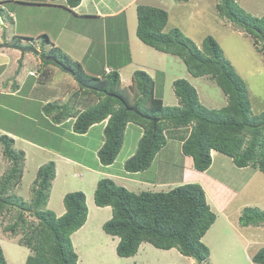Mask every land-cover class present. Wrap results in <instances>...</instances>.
<instances>
[{
  "label": "trees",
  "instance_id": "1",
  "mask_svg": "<svg viewBox=\"0 0 264 264\" xmlns=\"http://www.w3.org/2000/svg\"><path fill=\"white\" fill-rule=\"evenodd\" d=\"M64 1V8L71 11L81 0ZM215 9L250 35L255 47L264 55V14L260 17L250 14L237 0H217ZM168 19V11L163 7L137 4V38L157 51L180 58L192 76L211 77L226 97L224 106L218 109L204 106L196 88L184 78L172 82L178 103L166 105L156 96L155 81L145 70L133 71L131 83L122 86L118 70L103 72L100 77L88 74L80 62L52 46L48 50L41 48L40 54L54 56L72 71L79 88L74 97L89 94L98 98L81 110L68 102H49L44 110L55 112L54 122L74 117L72 130L78 134L86 133L90 126L107 119L104 140L97 150L103 166L114 163L123 147L127 125L140 126L142 135L135 151L123 164L127 173L149 168L175 129L185 132L181 152L192 158L197 171H206L211 166V151L215 150L228 156L237 167L252 166L264 173V110L255 115L251 113L246 84L225 59L214 37L206 36L196 45L178 27L165 31ZM41 37V44L48 42L46 35ZM41 62L60 67L42 57ZM131 107L137 112L129 109ZM156 118L159 120L154 122ZM0 143L3 157L9 161L0 176V214L11 207L17 210L15 221L4 229L12 235L22 233L18 244L30 251L24 264H79L71 235L87 220L86 195L80 190L67 192L62 200L64 212L61 215L47 208L56 174L55 162L50 160L38 167L31 198L26 204L12 192L22 178L25 153L14 149V140L6 134L0 136ZM93 199L95 205L111 208V216L102 224V229L119 238L116 245L119 257L134 256L146 242L162 250L175 248L181 255L194 259L195 264H208L210 250L202 238L215 222L216 213L207 202L201 184L187 182L168 190L135 192L110 177H102L95 185ZM26 213L36 221H29ZM238 221L241 226L264 222V210L246 206ZM250 259L254 264H264V246L252 252ZM0 264H7L1 245Z\"/></svg>",
  "mask_w": 264,
  "mask_h": 264
},
{
  "label": "rangeland",
  "instance_id": "2",
  "mask_svg": "<svg viewBox=\"0 0 264 264\" xmlns=\"http://www.w3.org/2000/svg\"><path fill=\"white\" fill-rule=\"evenodd\" d=\"M140 3L164 6L169 14V25L180 26L188 35L186 33L184 34L196 45H200L202 39L206 36L214 37L220 44L225 59L232 64L237 74L246 84L248 98L251 104V113L255 115L264 110V55L255 47L250 35L217 13L214 0H190L188 2H180L177 0H143ZM239 5L254 16L260 17L264 14V0H240ZM41 9L36 6H31L28 10L19 8V11H21L20 23L23 24L22 26L26 25L29 27L33 35L38 32L39 28H44L49 23L51 27L55 26L56 24L54 25L52 23L54 20L58 23L62 20L64 23L67 17L65 15H68L64 11H59V9L52 15H46L43 13L45 10ZM127 16L128 26H135L136 7H131L127 11ZM29 17L31 18L29 19ZM26 18L31 22L29 23V20H25ZM120 18L123 19V16ZM80 24L84 25L86 29L89 28L84 20H80ZM94 27L96 28V26ZM167 30H169L168 27L165 28V31ZM89 34L94 38L98 35V31H89ZM258 44L260 45V42ZM110 49H112L111 54L117 55H123L127 53V49H130L132 61L131 63H127V65L132 64V66H137L135 70L138 68L141 69V67L144 69L149 68V70L152 68L156 81L155 94L158 97H162L166 105L177 104V97L174 94L172 86L173 80L177 78L188 80L196 88L200 102L207 108L218 109L226 104L225 95L211 77L192 76L180 58L157 51L143 44L137 36L132 37L129 47L121 44ZM58 69H60V73L69 77V79H73L71 73L65 72L59 67ZM125 72H127L126 69ZM127 79L128 74L124 73L121 83L122 86H128L131 83L130 80V83L127 84ZM90 99L93 101L95 97L90 96ZM74 106L76 107V105ZM32 127L38 129L39 126L31 124L29 128L31 129ZM137 127L136 124H130L125 131L121 156L118 157L117 162L113 166L115 173L119 172V170L123 171V167L120 164L121 157L125 155L130 147L134 148L137 146L139 139L137 137ZM99 131L100 129L98 130V127H95L89 132L88 136L81 138L82 141L87 142L89 147L91 146L84 160L93 170L99 169L94 154V148L99 145L103 136L101 131ZM182 131L179 130L177 133L180 134ZM43 138L47 139L46 136ZM51 145L56 146L63 153H67L74 158L82 159V157H78L81 154V150L77 146H74L72 142L59 145L58 142L52 140ZM16 148L25 149L28 157L25 161L23 176L18 185L12 189V192L28 204L32 194L31 186L36 176L37 165L46 163L52 155L47 156L44 152L32 146L23 145L22 142H18ZM216 154L217 156H214V161H212L211 166L206 171L192 170L184 174L187 163L183 157L188 156L181 152L180 140L168 136L167 144L159 152V155L157 157L155 156L151 166L141 171V177L143 179L151 182L154 178L156 180H163L160 182L162 183L161 187H155V185H138L136 183H132V185L124 184V186L135 192L140 190H168L174 186L187 183V180L184 178L189 174L191 178L189 182H197L202 185L207 192V202L216 213L215 222L202 238L210 250L208 264H254L250 259V255L252 252L264 246V222L241 226L238 217L246 206H255L264 210V173L258 169H254L252 166L237 167L228 156L218 152ZM160 158H162L161 162L159 161ZM0 160H2L1 157ZM4 164L5 162L3 160L0 161V173L3 172ZM182 165L184 168H182ZM63 167L66 168L63 169ZM89 175L91 176L89 177ZM92 176L103 177L101 173L96 174L95 172L77 167L72 163H64L61 165L57 176L51 184L47 208L58 214L63 212L64 206L62 200L64 195L67 192L76 190L84 192L85 195L87 194V200L91 199L93 205H95L93 192L90 191L91 188L93 190L90 182ZM123 181L127 182L125 178ZM118 182L122 181L118 180ZM119 184L121 185V183ZM90 193L92 196H90ZM86 205L88 207L87 201ZM16 214L17 210L14 207L0 214V245L3 249L7 264H24L27 255L30 253L27 247L18 244L19 239L22 237L20 231L12 235L4 229L5 225L15 221ZM88 214L89 216L87 215V220L84 223L85 227L79 232L76 231L77 234L73 235V240L71 235L72 243L73 241L75 242L78 251L79 260H81L80 256L82 258L84 257L82 246L88 241L86 248L93 255H96V247L99 243H102L105 247V252L101 253L104 260H100L98 257L94 264H103L104 262L114 264H190L189 258L181 255L177 249L162 250L146 242L140 245L137 255L133 260L127 261L125 258L121 259L112 252V238L114 236L105 233L102 229V224L111 216V208L109 206L108 208L97 206L92 211H89L88 208ZM25 216L29 221H36L28 213ZM80 241L81 243L78 244ZM112 258L118 259L120 262H115Z\"/></svg>",
  "mask_w": 264,
  "mask_h": 264
},
{
  "label": "crops",
  "instance_id": "3",
  "mask_svg": "<svg viewBox=\"0 0 264 264\" xmlns=\"http://www.w3.org/2000/svg\"><path fill=\"white\" fill-rule=\"evenodd\" d=\"M142 1L81 0L75 8H73L71 11H68L63 6L65 3L64 0H57L56 2H52L50 0H0V135L6 134L8 137H11L14 140V149L24 151L25 157L23 169L25 168V161L27 160L28 154L25 149L16 148L18 142H22L23 145L26 144L28 146H32L37 150L44 152L47 156L52 155V157L50 156L51 158H48V161L53 160L55 162V177L57 176L59 167L61 165L64 163H72L77 167L95 172L96 174L101 173V176L103 177H110L116 183H121L123 186L124 184L132 185V183H136L138 185H155V187H161L162 183L160 182L163 180H156V178H154V180L151 182L147 179H143L141 177V172L127 173L124 171V169H122L123 171L119 170V172L115 173L113 171V166L117 162L118 157L121 156V151L119 152L113 164L108 166H103L100 164L97 156V150L102 145L104 136H102V140L100 141L99 145L94 148V154L98 162L97 167L99 169L93 170L90 168L88 164L85 163L84 157L91 146L89 147L87 142L82 141L81 138L88 136L89 132L95 127H98V130L100 129L101 134H103V128L107 122V119L93 124L86 133L78 134L72 130V123L75 120L74 117L70 116L60 122H54L52 116L55 112H46L44 110V106L49 102H70L76 105L75 108L81 110L84 108V105L95 103L98 97L94 96L95 100L93 101L90 99L91 95L89 94H80L74 97V93L79 88L72 74L71 76L73 79H69V77H66L60 73V69H58V67L55 65L43 64L41 62L40 55H36L29 51L21 53L14 47L30 46L41 51V48L48 50L52 46H56L62 51H66L65 53L73 60L80 62L83 70L86 73L100 77L103 72L107 73L116 69L119 71L121 83L124 73L128 74V84L130 83L133 71H135V68L137 67L132 66V64L127 65V63H131L132 61L130 49H127V53L123 55H117L111 54L112 49L110 48H115V46L121 44L129 47L130 40L132 37L136 36V25L133 27H130V25L128 26L127 11L131 7H136L137 4ZM214 1V5H216L217 0ZM237 2L240 3V0H237ZM150 3L149 5H151ZM31 6L42 8L41 10H45L43 13L46 15H52L57 11V9H59V11L66 12L68 15H65L67 17L64 20V23L62 20L59 23L54 20L52 23L54 25L56 24L55 26L51 27L49 23L48 26L39 28L38 32L33 35L32 30L29 27L26 25L22 26L23 24L20 23L21 11H19V8L28 10ZM160 7L165 8L162 5ZM121 16H123V19L120 18ZM30 18L31 17H29V19ZM29 19L26 18L25 20ZM80 20H84L89 28L86 29L84 28V25H79ZM30 22L31 21L29 20V23ZM94 26H96V28ZM166 27L169 29L172 27H179L184 33H186L178 25L170 26L169 23H167ZM89 31H98V35L92 38L89 34ZM42 35L47 36L48 42L41 44ZM125 69L127 72H125ZM141 69L144 68L141 67ZM144 70L148 72L155 81L153 69L151 68V70H149V68H147ZM30 72H34L35 75L29 74ZM72 96L74 97L73 99ZM31 124L39 126L38 129L36 127H32L30 129L29 126ZM130 124L133 123H129L127 127H129ZM137 128V137L140 138L142 135V128L140 126ZM179 130L180 129L173 130L170 137L178 138L180 143H182V137L185 135V132L179 134L177 133ZM44 136H46L47 139L43 138ZM52 140L58 142L59 145H64L66 142H72L74 146H77L81 150V154L78 157H82V159H77L67 153H63L62 150L54 145H51ZM135 148L136 147H130L125 155L121 157L120 164L122 167L124 161L133 154ZM163 148L161 150H163ZM1 152L2 148L0 146V157L5 162L3 168L4 172L9 164V161L3 157ZM159 152L156 154V157L159 155ZM211 156L214 161V156H217L215 150L211 151ZM183 158L187 163V167H185L186 172H184V174L195 170L193 168L192 158L190 156ZM161 159L162 158L159 159L160 162L162 161ZM41 164L42 163L37 165V169ZM183 165L182 168H184ZM65 168L66 167H63V169ZM3 172L0 173V176ZM90 176L91 175H89V177ZM124 178L127 180V182L123 181ZM99 179L100 178L98 176H92L90 182L93 190L91 188V192L94 191L95 185ZM184 179L187 180L186 182H189V179L191 178L188 174V176ZM118 180L122 182H118ZM205 193L207 199V192L205 191ZM90 196H92L91 193ZM86 201L89 211L97 208L96 205H93V201L91 199L87 200V194ZM46 207H48V204ZM105 208H108V206H105ZM63 212L59 214L56 212L55 213L57 215H61ZM84 227L85 225L78 229L77 232H79ZM77 232L72 234V240L73 235H76ZM112 241V252H114L116 256V245L119 241V238L114 236ZM80 243L81 241L78 242V244ZM72 244H74V249L76 250V253H78L75 242L73 241ZM87 244L88 241H86L82 246L84 257L82 258L80 256L81 260L78 258L80 264H94L98 257L100 260H104V257L101 253L105 252V247L102 245V243H99L96 247V255H93L86 248ZM110 254L114 256L113 253L110 252ZM136 255L137 253L134 256L125 258V260L131 261ZM120 258L123 259L122 257ZM112 259L115 260V262H120L118 259ZM188 260L190 264H195L194 259L189 258ZM103 264L114 263L104 262Z\"/></svg>",
  "mask_w": 264,
  "mask_h": 264
},
{
  "label": "water",
  "instance_id": "4",
  "mask_svg": "<svg viewBox=\"0 0 264 264\" xmlns=\"http://www.w3.org/2000/svg\"><path fill=\"white\" fill-rule=\"evenodd\" d=\"M16 49H18L21 53H24L26 51H29L31 53H34L36 55H40L43 59L45 60H49V61H52L54 62L55 64L59 65L62 69H64L65 71L72 73V71H70L68 68H66L64 65H62L54 56H51V55H44V54H40V51L34 47H30V46H24V47H21V46H14ZM135 112H137L136 108L135 107H131L129 108ZM159 120L158 118L154 119V122Z\"/></svg>",
  "mask_w": 264,
  "mask_h": 264
},
{
  "label": "built area",
  "instance_id": "5",
  "mask_svg": "<svg viewBox=\"0 0 264 264\" xmlns=\"http://www.w3.org/2000/svg\"><path fill=\"white\" fill-rule=\"evenodd\" d=\"M29 74H33V75H35V73H34V72H30Z\"/></svg>",
  "mask_w": 264,
  "mask_h": 264
}]
</instances>
